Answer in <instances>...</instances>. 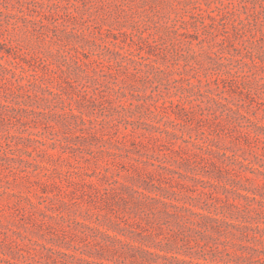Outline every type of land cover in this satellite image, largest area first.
Here are the masks:
<instances>
[{
  "label": "rangeland",
  "instance_id": "1",
  "mask_svg": "<svg viewBox=\"0 0 264 264\" xmlns=\"http://www.w3.org/2000/svg\"><path fill=\"white\" fill-rule=\"evenodd\" d=\"M0 264H264V0H0Z\"/></svg>",
  "mask_w": 264,
  "mask_h": 264
}]
</instances>
